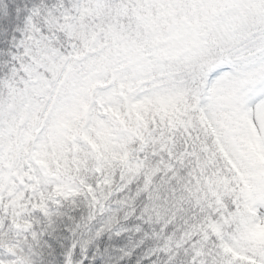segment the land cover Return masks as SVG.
<instances>
[{
  "label": "snow or ice",
  "instance_id": "snow-or-ice-1",
  "mask_svg": "<svg viewBox=\"0 0 264 264\" xmlns=\"http://www.w3.org/2000/svg\"><path fill=\"white\" fill-rule=\"evenodd\" d=\"M0 264H264V0H0Z\"/></svg>",
  "mask_w": 264,
  "mask_h": 264
}]
</instances>
